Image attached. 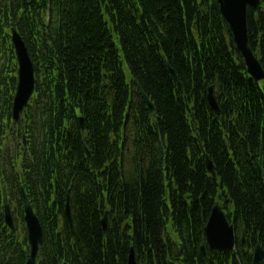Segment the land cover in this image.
I'll return each instance as SVG.
<instances>
[{
    "label": "trees",
    "instance_id": "trees-1",
    "mask_svg": "<svg viewBox=\"0 0 264 264\" xmlns=\"http://www.w3.org/2000/svg\"><path fill=\"white\" fill-rule=\"evenodd\" d=\"M15 1V9L26 6V0ZM63 1L69 10L68 34L59 41V50L54 55L60 68L56 73L51 72L53 87L58 91L53 95V129L47 134L50 143L36 156L47 166L49 186L55 154L67 168L66 160L69 161L70 155L66 153V150L69 152L66 128L70 122H76L74 108L77 106L85 116L87 134L82 135L78 130L72 138L79 165L74 177L78 176L77 189L86 188L90 181V194L79 196L77 193L80 224L76 231L77 254L55 245L50 259L57 264L62 260L71 264H126L132 243L142 257L152 260L154 253H158V262L162 255L165 258L159 236L163 213L167 212L166 202L162 200V168L172 171L179 183L178 193L172 194L170 203L184 264H203L201 258L192 257L194 243L189 239L193 231L195 243L199 242L215 199L231 212L235 224L244 227L252 246L259 242L264 248V83L262 87L255 84L245 73L242 61H235L237 51L231 48L234 45L222 33V18L216 2L110 0L116 10L114 13L105 9L100 0ZM261 1L263 4L264 0ZM128 9L133 10V15L127 13ZM140 12L141 24H138L135 16ZM258 13V17H254L249 12L247 28L250 45L253 50L259 48L260 51H256L264 69V11ZM107 18L113 21L111 26L106 22ZM194 21L199 31L193 30ZM155 37L160 41L164 56L159 53ZM197 37L202 40L201 51L195 43ZM164 57L186 90H192L189 97L174 101V96L181 93L174 89ZM121 60L132 81L140 85L154 103L161 138H164V145L161 143L157 149L147 178L143 180L137 176L136 180L122 185L118 181L120 163L117 167V160L112 158L116 147L110 146L117 142L110 140L111 134H117L119 130L129 95L136 91L123 83ZM49 62L54 65L53 56ZM45 74L49 75V71ZM102 79H106L109 89L115 92L113 111L106 105L105 90L100 86ZM193 81L196 85H191ZM215 81L220 83L224 95L220 100L218 98L221 122L210 113L203 89ZM66 88L69 92L64 91ZM9 110L10 107L6 111ZM147 112L145 106L140 105V116L146 117ZM143 122L142 143H133L138 157L142 156L146 147L144 141L152 132L150 122L147 119ZM225 131L229 135V146L224 139ZM194 132L204 146L199 157L193 154L199 151ZM84 144L90 150V159L85 158ZM187 148L193 149V159L202 156L196 169L188 161ZM205 155L215 167L210 178L206 177V168L202 164ZM260 157L261 166L258 164ZM96 170L102 172L114 189L111 188V204L117 213L121 218L132 216V236L127 229L123 232L112 229L103 235L100 226L102 207L97 201L102 192L96 189ZM46 224L53 229L54 223L49 218L44 226ZM51 234L53 237L54 233ZM221 258V263L228 264L226 254ZM243 262L251 264L250 259Z\"/></svg>",
    "mask_w": 264,
    "mask_h": 264
},
{
    "label": "water",
    "instance_id": "water-1",
    "mask_svg": "<svg viewBox=\"0 0 264 264\" xmlns=\"http://www.w3.org/2000/svg\"><path fill=\"white\" fill-rule=\"evenodd\" d=\"M221 12L224 17L229 22L232 31L234 33V39L237 43V46L240 51L243 52L244 56L247 59V63L249 65V71L255 78L263 77L262 70L260 65L254 59L253 55H251L248 45H247V36H246V22H245V14H246V6H252L255 8L259 0H218ZM17 53L19 63L21 65L22 71V87L18 96L17 108L18 110L25 104L31 90V74L32 69L27 61L25 52L22 48V45L16 41ZM208 98L210 103L213 106V97L212 92L209 91ZM209 166H211L209 164ZM29 220L32 226H34V220L31 215H29ZM205 232L208 237V240L211 243L212 248H231L233 244V236H232V227L227 223L224 215L221 213L219 207L215 205L212 209L211 216L205 227ZM38 237H34L31 240L32 245H35L38 242ZM264 258V253L262 249L257 246L255 248L254 255V263H258L261 259ZM130 264H134L133 261Z\"/></svg>",
    "mask_w": 264,
    "mask_h": 264
},
{
    "label": "bare ground",
    "instance_id": "bare-ground-1",
    "mask_svg": "<svg viewBox=\"0 0 264 264\" xmlns=\"http://www.w3.org/2000/svg\"><path fill=\"white\" fill-rule=\"evenodd\" d=\"M141 31V30H140ZM66 32H67V34H68V31L66 30ZM72 35V34H71ZM122 61V60H121ZM122 63H123V61H122ZM262 73H264V72H262ZM252 81L255 83V84H257V85H259L260 87H262L263 86V83H264V77H261V78H255L254 76H252ZM173 83H174V89H175V91L176 92H180L181 94H178V95H175L174 96V101L176 102L177 100H180L181 98H186V97H189L190 96V94H191V92H192V90L191 89H188L187 91H184L182 88H181V86H180V84H179V82L178 81H173ZM208 82H205L204 84H207ZM191 85H196V81H193L192 83H191ZM203 89H205L206 90V93H207V91H213V90H216V83L215 82H213L212 84H208V85H206V86H204L203 87ZM15 93L19 96V92H18V90H16L15 89ZM222 97H224V95H221ZM88 131H89V133H90V127H89V129H88Z\"/></svg>",
    "mask_w": 264,
    "mask_h": 264
},
{
    "label": "rangeland",
    "instance_id": "rangeland-1",
    "mask_svg": "<svg viewBox=\"0 0 264 264\" xmlns=\"http://www.w3.org/2000/svg\"><path fill=\"white\" fill-rule=\"evenodd\" d=\"M142 260H143V261H146V260H147V257H144V256H143V257H142Z\"/></svg>",
    "mask_w": 264,
    "mask_h": 264
}]
</instances>
